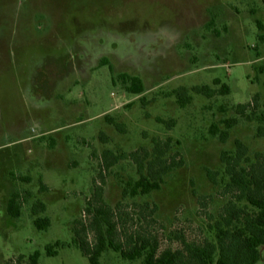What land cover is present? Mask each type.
Wrapping results in <instances>:
<instances>
[{"label":"rangeland","instance_id":"rangeland-1","mask_svg":"<svg viewBox=\"0 0 264 264\" xmlns=\"http://www.w3.org/2000/svg\"><path fill=\"white\" fill-rule=\"evenodd\" d=\"M261 35L264 0H0V264L36 251L39 264H90L73 228L92 198L103 152L152 151L154 138H172L171 154L179 153L184 165L160 190L125 197L139 174L131 159H121L106 173V203L121 204L126 213L138 212L134 204H156L152 228L161 250L181 248V235L214 240L198 197H213L207 211L215 216L230 200L222 196L229 181L222 152L234 153L240 140L252 162L264 154V138L257 136V116L264 114ZM123 73L140 77L144 93H129ZM216 79L231 94L207 98L192 91L220 90ZM180 87L193 98L185 108L174 95ZM256 95L259 107L249 121L236 106ZM232 118L239 122L226 143L211 135L214 124L224 130ZM208 170L218 172L216 184ZM25 191L32 197L14 219L8 201ZM37 200L47 206L39 215L51 220L47 231L34 225ZM58 241L65 245L49 257L46 247ZM261 253L258 264H264V248ZM101 263L142 261L108 249Z\"/></svg>","mask_w":264,"mask_h":264},{"label":"trees","instance_id":"trees-1","mask_svg":"<svg viewBox=\"0 0 264 264\" xmlns=\"http://www.w3.org/2000/svg\"><path fill=\"white\" fill-rule=\"evenodd\" d=\"M257 25L260 30H263L261 21H257ZM263 38L264 36L261 35L260 39L263 40ZM107 63L108 60L104 59L103 65ZM119 78L122 79L129 93L134 95L144 93L145 86L140 77L123 73L119 75ZM214 83L221 85V89L216 90L209 85H203L195 86L192 91L207 98L231 94L230 86L221 84L220 79H216ZM174 95L182 108L189 105L193 99L190 90L186 87L178 88L174 91ZM258 98L259 96L256 95L253 102L237 105V113L252 121L255 112L251 109H258ZM257 117L260 122L257 136L264 138V114ZM107 120L115 124L114 120L110 118ZM158 122L166 124L168 128L174 126V122H166L162 119H158ZM238 122V118L225 120L224 130L214 124L210 133L213 136H219L220 141L226 143L230 130ZM153 143L152 151L142 147L128 155H115L110 150L103 152L102 171L94 182L92 198L87 202L84 218L76 220L73 228L74 242L89 263L102 264L101 258L108 249L119 253L127 261L141 260L142 264H258L261 262L263 259L261 249L264 247V154L257 153L255 162H252L249 157V148L240 140L236 141L234 153L223 151L221 154L225 173L229 177L222 196H230V200L215 216L207 211L213 197H198L199 205L204 209L202 215L207 217L210 222L209 230L214 232V240L204 238L189 241L181 235L177 236L181 241V248L161 250L159 236L152 228L153 225L158 224L154 217L158 210L156 204L152 206L149 203L134 204L138 212L126 213L121 204L113 208L106 203L104 199L106 173L121 159H131L137 166L139 174V179L130 182L124 189L125 197L148 195L160 190L165 177L184 165L179 153L171 154L172 138L166 140L154 138ZM207 173L210 180L216 184L218 172L208 170ZM21 179L24 182L31 181L27 177H21ZM42 189L46 190L44 186ZM31 197L32 194L28 191L13 193L8 201V215L14 219L20 218L23 205ZM46 211L47 206L41 200L33 204L32 213L38 216L34 220V225L39 231H47L51 226V220L48 217L39 216ZM64 245L63 242L58 241L47 246V255L57 256L56 248ZM40 257L41 253L36 251L28 258L24 255L16 259L12 258L7 261V264H39Z\"/></svg>","mask_w":264,"mask_h":264},{"label":"crops","instance_id":"crops-1","mask_svg":"<svg viewBox=\"0 0 264 264\" xmlns=\"http://www.w3.org/2000/svg\"><path fill=\"white\" fill-rule=\"evenodd\" d=\"M264 248V247H263Z\"/></svg>","mask_w":264,"mask_h":264}]
</instances>
